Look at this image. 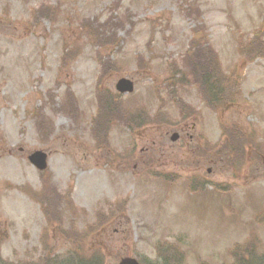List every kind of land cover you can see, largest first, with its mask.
Returning a JSON list of instances; mask_svg holds the SVG:
<instances>
[{
    "label": "rangeland",
    "instance_id": "1",
    "mask_svg": "<svg viewBox=\"0 0 264 264\" xmlns=\"http://www.w3.org/2000/svg\"><path fill=\"white\" fill-rule=\"evenodd\" d=\"M101 24L117 36L102 52L87 33ZM249 41L264 46V0H0L4 261L70 251L102 264H264V54L244 58ZM195 49L239 82L218 111L183 79ZM101 55L112 63L103 80ZM120 78L134 90L105 125L97 91L116 93ZM222 129L241 135L234 152ZM37 150L43 171L28 160Z\"/></svg>",
    "mask_w": 264,
    "mask_h": 264
},
{
    "label": "trees",
    "instance_id": "2",
    "mask_svg": "<svg viewBox=\"0 0 264 264\" xmlns=\"http://www.w3.org/2000/svg\"><path fill=\"white\" fill-rule=\"evenodd\" d=\"M44 6H42L40 9L34 11V14L37 12L42 13L45 9H43ZM50 19V18H49ZM105 24H101L94 28L93 26H88V31L87 33L89 34L90 38L93 40V42L101 48H106L104 45L111 44V42L114 41V45L117 42V36L114 31H109V29H105ZM258 34V31H256L255 34H253V37L256 38V35ZM107 38H110L108 42L104 41ZM196 38L202 39V36H197ZM202 43V42H201ZM256 43V41H249L248 43L246 42L245 44L240 45V53L244 58H246L247 53H255L258 55H263L264 54V46L261 49L260 46H255L253 45ZM197 49H195L196 51ZM72 52V51H70ZM198 53H196L197 57L200 59H194V62L191 63L192 69L189 68L188 74L190 76H185L183 79H186L190 82L189 79H191L193 84H198L199 92L202 96V99L205 103V105L210 108L213 111H218V108L223 106L226 103H232L234 100L237 99L240 88H239V82L237 83L235 81L236 77L234 76V73H224L219 68L218 65V58L217 55L214 53L213 55H208V52L206 50H197ZM99 63L101 64V69H102V74H107L110 73L109 58L107 60H104V58H99L98 59ZM112 64V63H111ZM175 70V69H174ZM174 72V71H173ZM172 72V73H173ZM196 79V80H195ZM234 79V80H233ZM195 80V81H194ZM183 81V80H182ZM176 82L175 80H167L166 81V86H172ZM172 94V99L175 97V94L173 91H168ZM119 96V95H118ZM117 96V97H118ZM116 96L113 94H109L108 91H101L99 90L97 92V100L99 103V111H98V118L100 120L102 119L103 122H106V118L109 114V109L110 112L117 108L120 104V101L117 99ZM71 108H74V111L72 114H75L78 111V107L76 106L75 102L70 103L68 106V112L70 111ZM117 112V111H116ZM117 117H124L121 113H118ZM111 119V118H110ZM99 119L97 120L98 122H95V124H99ZM113 120V118H112ZM110 121V120H107ZM107 125V122L104 123ZM97 129V128H96ZM53 129H51L52 132ZM226 135L228 136L227 139L229 140L226 142V147L225 149L229 148V143H235L237 140H239V137L241 136L239 133L234 132L232 130L225 129V132L222 129V136ZM232 152L236 150L235 146H232ZM230 150V148L228 149ZM235 155V154H234ZM236 156V155H235ZM40 204H41V209L44 211L46 216L48 215V212L46 210V207L42 205V201L38 199ZM248 260L250 258H247ZM79 264H100L98 258H92L88 260H81L77 259ZM44 264H51V257H44L43 259ZM0 264H7L5 261H3L0 257ZM62 264H68L66 262ZM71 264V263H69ZM235 264H252V262L249 260H244L243 262H239V259H236Z\"/></svg>",
    "mask_w": 264,
    "mask_h": 264
},
{
    "label": "water",
    "instance_id": "3",
    "mask_svg": "<svg viewBox=\"0 0 264 264\" xmlns=\"http://www.w3.org/2000/svg\"><path fill=\"white\" fill-rule=\"evenodd\" d=\"M116 89L120 92H131L133 90V84L131 81L125 78H121L116 83ZM176 135L173 136V139ZM30 162L39 170L46 168V154L42 151H35L29 156ZM119 264H138L134 259H124Z\"/></svg>",
    "mask_w": 264,
    "mask_h": 264
},
{
    "label": "flooded vegetation",
    "instance_id": "4",
    "mask_svg": "<svg viewBox=\"0 0 264 264\" xmlns=\"http://www.w3.org/2000/svg\"><path fill=\"white\" fill-rule=\"evenodd\" d=\"M136 124H137V123H135V122L133 121V128L137 127ZM135 131H137V130H135ZM135 131H134V132H135Z\"/></svg>",
    "mask_w": 264,
    "mask_h": 264
}]
</instances>
